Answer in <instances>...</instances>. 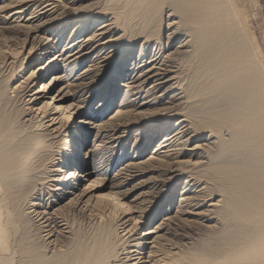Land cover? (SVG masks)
<instances>
[{"label": "rangeland", "instance_id": "374dc122", "mask_svg": "<svg viewBox=\"0 0 264 264\" xmlns=\"http://www.w3.org/2000/svg\"><path fill=\"white\" fill-rule=\"evenodd\" d=\"M11 1L13 0L0 2V100L2 97L4 98H2L1 105L7 113L19 112V125L21 124L20 128L24 129L25 135L38 134L43 131L45 128L38 127L37 123L46 116H49V118L44 120L48 124L47 129L49 128L58 140L66 137L68 132L74 127H76L75 130L81 129L83 136L87 135L88 139H90L84 150L90 145L87 152L98 151L99 158L104 162L105 170L103 172L108 170L107 177L110 179L108 185L110 186L112 182L119 184L116 189L110 190L102 187L106 184V181H99L97 177L93 179L88 177L82 179L76 186L77 189L75 191L72 189L74 186H71V189L68 188V193H62L56 190L58 187L54 186V182H50V190L55 194V197L49 200L50 195L45 200H42V197L41 202L44 201L43 203L50 207L51 203L57 204L61 200V204L56 205L55 210L63 206L72 205L77 208L78 212L83 213L81 209L88 211V208L95 206L96 200L101 195H105L102 201L109 199L112 202L114 211L109 212L108 209L102 211L104 213L101 221L103 227L99 231L102 232L106 229L105 231L108 237L110 236L109 239H111L108 240L105 233L106 241L108 242L106 244L107 242L100 237L99 231V236L96 237L98 242H103L101 244L106 246V248L116 246L117 258H120H112L110 264H154V261L159 258L157 256L159 253L154 256L150 254V251L160 249L162 244L172 249L175 253H181L180 250H182V254L186 256H190L192 252H194V255L197 253L195 257L204 255L205 257L202 256L203 259L211 257V255L213 257L220 249H222V252H218L220 254L223 253V250H226L229 246L228 249L232 248L233 243L240 244L237 242H242L241 239H245L247 234L245 231L247 229L249 231L250 225L248 226L247 222L238 224L236 220L231 219V217L228 218V216V219L225 220L220 217L219 207L223 205L224 194H220L219 190H232V188L237 187L233 193L236 196L237 194H242L241 196H246L245 199L257 195L259 191L264 196V138L257 141L247 137L246 141L248 139L251 141L243 142L241 140L244 139L245 141L246 137L237 136L235 138L238 134L232 133L233 129H231V124L239 111L243 109L247 113L251 111L250 113L252 114L255 108L259 109L258 106H262L258 105V103H261L260 95L258 93L259 97L256 95L257 91L253 92L257 97L251 93L255 88H251V91L248 90L253 96L250 93L248 94V92L245 94V92L241 93L237 92V90L236 93L229 91L231 88L233 90L234 88L236 89L237 80L235 79H240L241 70L244 68L243 71L245 72L248 69L246 67L248 63L246 64L245 62L247 58L245 57V59L243 56L244 51H246L245 47L248 44L254 43L257 45L259 53H261L260 56H262V66H264V0H235L237 10H239H236L239 17L236 21L226 14L227 10L232 9L230 7L227 8L230 5L227 0L222 2L219 0L220 4L217 3L218 0H208L209 2L212 1L211 3L208 2L210 6L214 5L213 1L219 4L218 8H216L217 4L213 6L215 11L219 10L222 5L226 7H222L220 11H217L225 17L219 22L220 28L222 26L221 34L225 30L226 35V32L229 33L232 29L229 36L224 35L225 41L236 42L235 44L232 43V45L239 47L233 46L236 50L238 49V53H242L243 57L241 53L239 55L242 60L245 59L244 61H236L234 65L231 62L233 66H231L229 61L222 64L220 62L221 59L219 60L222 56H219L220 54L217 55L219 52L216 46H206L207 48L201 49L199 45L194 46L191 37H188L189 33L183 32V34L181 33L182 39L173 49L175 51L180 46L181 50V53L175 57L174 62L176 64L174 63L175 67L173 69L175 72L170 74L172 77L176 74L175 79L172 81L174 88L169 89V86L172 85L170 83L154 93V96H160L167 90V94L165 93L166 99L157 104L150 103L122 108L120 105L126 103L128 97L145 100L149 95L147 91L151 90V87L157 82V78L147 80L140 93L137 90H132L133 94H129L128 97L127 91L129 89L119 85V93L113 105L114 113L112 115H109L112 108L106 112L107 100L105 99L107 97L105 96L106 93L108 94L114 88L111 85L114 76V69L112 71L111 65L117 62L115 66L117 68L130 54L131 56L138 54L142 45L145 44L146 50L148 49V56L155 52L158 53L159 49H156L159 45L158 41L167 42L170 33L174 32L177 26L181 27L183 24L180 23L181 17L177 13L178 8L176 7L179 4L178 2L182 0H154V2L152 0L150 1L151 4L149 1H143L144 3L139 1V3L136 0H17L19 2L12 4L10 3ZM225 1L227 2L224 5L223 2ZM5 4L12 5V7L5 9ZM68 6L76 9H68ZM213 7L211 8L213 9ZM175 9L177 12H175ZM224 9L227 10L225 11ZM230 12L228 11V14ZM230 16H234V13L230 14ZM96 17L103 18L101 22L108 20L103 25L113 23L114 26L112 25V27L115 28L116 24L119 26L114 29V33H107L101 36L100 39L103 38V40L95 42L93 49H86V46L82 48V50L84 49L82 53H86L87 50L88 53L92 50L89 57L82 64L78 66L75 63L70 64V62L65 64L61 61L62 57L79 51L76 47L79 46L81 35L85 33L84 37H86L97 29V26L93 24ZM226 17L227 19L230 18L229 22L232 20L235 25L232 22V25L228 22L227 26L225 23ZM222 20L223 22H221ZM114 22L117 23L115 24ZM172 22L174 26L168 28V24ZM221 23L223 24L221 25ZM66 25L67 28L62 31V27H66ZM103 25L99 28L103 27ZM81 27H84V32L71 39L73 32L77 30L78 34ZM227 27H231V29L228 31ZM2 28L7 32L2 31ZM123 34L124 36H122ZM159 35H161V40H159ZM252 36L254 40H252ZM111 37L119 40H116L113 46L106 45ZM120 37L125 38L123 40ZM228 38L234 39L229 40ZM132 41L133 44L131 43ZM71 46L73 47L70 48ZM117 46L121 50H118ZM208 47L209 50H207ZM63 49H65L64 52H62ZM239 49L243 52L239 51ZM62 53H65V55L60 57ZM103 53L105 54L102 57L106 56L107 58L101 60L102 62L99 64L101 70L96 73L94 71L96 67L94 66L95 61ZM57 57L59 58L47 67L49 69L42 70L44 66H47L49 59L53 60ZM240 61L241 63H239ZM224 64L229 68H224ZM228 64L230 65L228 66ZM242 64L246 66H242ZM12 65H14L16 72L18 71L14 80L9 76L12 73ZM62 65L65 66L62 67ZM223 65L224 67H222ZM73 69L76 71L74 74L77 72L79 75L83 74V78L77 81L68 80L66 77ZM246 71H249V69ZM244 72L243 74L246 73ZM249 72H247V76L251 74ZM94 76L99 79L98 83L90 85V87L83 90L79 88L82 84L91 82ZM55 77H59V81L49 84L45 92H39L40 83L38 81L51 82ZM249 77L252 85L249 86L254 87L251 75L248 76V80ZM231 83L232 85H230ZM136 84L142 83L137 81ZM24 87L26 88L24 89ZM250 97L254 101L251 99L252 101L250 102ZM93 98H95L94 101H92ZM244 104L256 105L253 107L254 109L248 106L250 110ZM30 107H32V110L25 113L24 110ZM78 107L83 108L80 109ZM62 110L64 112L72 111V118L66 119L63 117ZM118 111H128L130 119L120 117L116 120L112 118L118 114ZM52 118H55V120L51 121ZM80 118H84L87 122L86 126L84 124L77 126ZM139 120L140 122L136 123ZM183 120L185 122H182ZM179 122L183 123L182 127L185 126L186 129H183V132L171 144V147L163 149L164 151L168 150V154L173 153L172 157L164 158L162 157L164 153L160 157L153 154V146L156 139L151 143L149 149L143 152V149L150 144V140L153 137L156 138L160 129H167ZM176 127L177 125H175ZM196 131L201 133L203 137L194 138ZM67 140L69 139L67 138ZM252 144H256L255 146H259V148ZM58 145L60 144L57 143L52 146V152H54L57 159L52 169H57L62 165L61 167L64 171L70 173L71 167L68 164L63 165L59 160L61 149H64L67 151L66 154H69L70 145ZM196 145H200V148L193 150ZM93 156L91 154L90 162L87 164L89 168H94L95 164L90 165L95 160ZM64 171L63 173L60 172V176L64 175ZM69 173H66L67 176ZM57 175L59 176V174ZM73 177H76V174L72 175L71 179ZM81 183H83V187ZM95 183L96 186L92 187ZM36 188V192L34 191V194H36L30 198L32 201H29L27 205L25 204L27 207L24 206L25 213H31L37 206L33 210L30 207L34 203L40 202L35 200L39 199L40 195L38 191L40 187ZM184 191V197H187V201L182 200ZM210 191L217 193L214 197L215 200L201 201L200 204L196 205V201L199 199L200 202ZM110 194L112 195L111 198L107 196ZM173 194L175 195L172 199L174 200V206L164 214H169L167 218L171 217L170 220H165L166 218L163 214L155 220L153 218L155 212L164 207L170 195ZM189 197L193 199L191 200ZM226 197H230V192L226 194ZM124 199H126V203L122 205ZM54 200L56 201L54 202ZM212 204L220 206L216 207ZM127 205L132 210L125 211ZM86 214L88 215L89 212ZM31 216H34V213H31ZM75 221V227L76 225L77 227L82 225L81 228L85 234V240L87 239L89 242H92L93 239L95 240L97 233L94 234L92 226L86 222L82 223L79 218L75 219ZM159 224H163L162 227L164 229H157ZM170 226L171 228L173 227L172 231L168 230ZM59 227H61L66 236H73L71 235V229L64 223H59ZM235 230L239 232L237 231L236 233ZM149 231L153 232L148 234ZM244 233L245 237L243 236ZM240 236L242 237L239 239ZM105 237L104 239H106ZM109 241L112 242L110 243ZM219 253L216 255H219ZM202 257L198 259L202 261ZM199 260L198 262H200Z\"/></svg>", "mask_w": 264, "mask_h": 264}, {"label": "bare ground", "instance_id": "6f19581e", "mask_svg": "<svg viewBox=\"0 0 264 264\" xmlns=\"http://www.w3.org/2000/svg\"><path fill=\"white\" fill-rule=\"evenodd\" d=\"M2 1L5 2L7 0H2ZM137 1L138 2L139 1H142V2L143 1H149L150 2L152 0H136V2ZM220 1L222 2L223 0H220ZM227 1H228V3H230L229 6L227 5L228 6L227 8L230 7L232 9L231 10L226 9L227 10L226 14L229 15L230 18L235 19V21H236L239 18L237 15V11H239V10H237V5L235 3V0H227ZM227 1L223 2L224 5ZM16 2H19V1L13 0L10 3L12 4V3H16ZM152 2H154V0ZM208 2H209L208 0H182V1L178 2L179 3V4L177 3L178 6L175 4L176 7L178 8L177 9L175 7L178 10V12L176 9H175L176 10L175 12H177L179 14V16L181 17L180 23L181 24L183 23V24L181 25V27L177 26V24H176V26H177L175 28L176 30L174 32L170 33L167 42H163V41L159 42L158 41L159 45L156 48V49H159V51L157 50L158 53H156V52L153 54L150 53L151 55L148 56L147 55L148 49L146 50V44H145V45H142V48L139 50L138 54H136L134 56H131V54H130L127 58H125V60L120 64V66L117 67L118 70H117V68H115L117 62H115L111 65L110 68L112 69V71L114 69V72H113L114 76L112 78V84L111 85L114 88L111 89V91H109V93L108 94L106 93V95H105V96H107V97H105V99L107 100L106 112L112 108V111L110 112L109 115H112L114 113L113 105L115 104L116 96L119 93V85L129 89L127 91L128 92L127 97H128L129 94H131V93L133 94L132 90H137L138 93H140V91L143 89V85L145 84V82L147 80L157 78V80H156L157 82L154 84V86L153 87L150 86L151 90L147 91L149 95L145 98V100H142V98L132 99V97H130V98L128 97L126 103H122L120 105L122 108L123 107H131V106H135V105L139 106V105L150 104V103L157 104V103L163 102L166 99L167 90L165 92L166 94L163 93L160 96H157V95L154 96V93L156 92V90L160 89L161 87H165L168 84L172 83V81L175 79L176 74L174 77L170 76V74L175 72V70H173L175 67L174 66L175 57L177 54L181 53V50L179 48L180 46L175 51H173V49L175 48V45L182 39L181 33L183 34V32H184V33H189L188 37H191V41H193L194 46L199 45L201 49H204V47H206V46H216V49L219 52V53H217V55L220 54L219 56L223 57V58L222 57L219 58V60L221 59L220 62H222V64H223V62L226 63L229 61L230 64L232 62L234 65V63H236V61H239V60L244 61L247 58V60L245 62H246V64L248 63V65L246 66V65L242 64V66L248 67L250 72L246 71L248 69H246V67H245V69H246L245 70L246 73H245L243 71L244 68L242 67L243 68V69L241 68L242 74H240L241 76L239 75L240 79L239 80L235 79V80H237L236 81L237 86H235L236 89L234 88L235 91L231 87H229V88H231V90L229 89V91H231V92L233 91V93L234 92L236 93V90H237V92H241V93L245 92V94H246V92H248V94H249L251 91V88L252 89L255 88L256 90L254 89L255 91L253 90L251 93L257 91L256 95H257V93H258V95H260V102L261 103H258V102H255V103H258V105L260 104L262 106H260V107L258 106L259 109L255 108V110L252 114L250 113L251 111L249 112L250 113L249 114L246 111H244L243 109H242V111H239L240 113L238 112V115L236 116L235 120H233L234 122L231 124L232 125L231 129H233L232 133L238 134V135H236L235 138H237V136L244 137V138L246 137L245 141L243 138H242L243 140H241L239 138L243 142L251 141L249 139H248V141H246L247 137L250 139L257 140V141H259V139L262 140V138H264V70H263L264 66H262L263 61L261 59L262 56H260L261 53H259V48L254 43L253 44L250 43V45L248 44V46L245 47L246 51H244V48H243V51H244L243 56H244V58L245 57L246 58L242 60L241 59L243 57L242 53L239 52V53H241V56H242L241 57L237 51L238 49L237 50L235 49L236 45H232V43H234V42L231 43V41H228V42L225 41V39H226L225 36L226 35L229 36L230 32L232 31L231 27L230 28L227 27L228 31L231 29V31H229V33L226 32V35H225V30L223 29L224 33L222 32L223 34H221L222 26L220 28L219 22L221 19H223L225 17H223L224 15L220 14V12L218 13L217 11H220L222 7H224V8H226V7L222 5V6H220L221 8L219 10L217 9V11H215L213 6H215L217 3H219V0L217 1V3H214V1H213V4H214V5L212 4L213 6L209 5V3H211L212 1H210L209 3ZM146 3L148 4V2H146ZM146 3H145V5H146ZM150 4H151V2H150ZM219 4L216 5L217 6L216 8H218ZM211 7H213V9ZM67 8L71 9V10L76 9V8L70 7V6H68ZM224 10H223V12L226 11V10L225 11ZM228 11H231L232 13H234V16L231 17L230 14L232 15V13L230 12L228 14ZM218 14H219V16H218ZM239 16H241V15L239 14ZM219 17H220V19H219ZM227 17H226V22H225L226 24L229 22V19H230V18L227 19ZM102 19L103 18H101V17L100 18L96 17L94 19V23L93 22L92 23L95 24L94 26H97V29L93 30V32L91 34H88L86 37H84L85 33L83 35H81L80 41H79L80 42L79 46L76 47V49H79V51L78 52L76 51V53L70 54L69 56H64L65 53H62L60 55V57L61 56H64V57H62L61 61H63L65 64H67V62H70V64L75 63L76 66H78L79 64H82L83 61L89 57V54H91V51H92L91 50L87 53V51H88L87 50L86 53H82V51L84 50V49L82 50V48L84 46H86V49H93L95 42L97 43V42L103 40V38L100 39L101 36H103L104 34H107V33H114V31H115L114 29L119 26L118 24H116L117 22L116 23L114 22L117 25L115 28L112 27V25L114 26L113 23L103 25L104 23H107L108 20L107 21L104 20L103 22H101ZM221 22H223V20ZM231 22H232V20H231ZM231 22H229V24H231ZM232 23L235 25L234 22H232ZM222 24L223 23H221V25ZM101 25H103V27L99 28ZM171 26H174L173 22L169 23L167 27L171 28ZM227 26H228V24H227ZM120 27H119V29H120ZM66 28H67V25H66V27H62V31H64ZM83 30H84V27H81L80 32H78V34H77V30L74 31L72 36H71V39L73 37L76 38L77 36H79L81 33L84 32ZM169 30H171V29H169ZM2 31L7 32L6 30H3V28H2ZM122 36H124V34ZM138 37H139V35H138ZM120 38H122V37H120ZM123 38H125V37H123ZM252 38H253V36H252ZM130 39H131V36H130ZM233 39H231V40H233ZM116 40H119V39H113L111 37V39L108 40L106 45L113 46V44H114V42H116ZM159 40H161V35H159ZM252 40H254V38ZM71 42H73V41H71ZM252 42H254V41H252ZM131 43L133 44V41ZM227 43H228V45H227ZM104 46H105V44H104ZM233 46H235V47H233ZM72 47L73 46H71L70 48H72ZM236 48H239V47H236ZM117 49H118V46H117ZM214 49H215V47H214ZM100 50H102V49H100ZM207 50H209V47ZM64 51H65V49L62 50V52H64ZM239 51H242V50L239 49ZM80 53H82V54L79 56ZM104 54L105 53L99 55L95 61L94 66H96V67H95L94 71L96 73L101 70L100 66H99V64L102 62L101 60L104 58H107L106 56L104 58L102 57ZM58 58L59 57H57L53 60L49 59L47 66H44L42 68V70L49 69L47 67L49 65H51V63L55 62L54 60H57ZM213 60H214V58H213ZM241 61L239 63H241ZM59 63H60V61H59ZM242 63H244V62H242ZM230 64H228V66ZM216 65H217V63H216ZM224 65H225V67H224ZM224 65L222 67L229 68V67H227L226 64H224ZM233 65L231 64V66H233ZM63 66H65V65H62V67ZM75 69H76V67H75ZM261 70L263 71V73ZM17 72H16V69L14 68V65H12V73H11V75H9L11 77V79L14 80L16 78ZM74 72H76V71H74V69L71 70V72L68 73V77H66V78L68 80H74V81H77V80H80L83 78V74L79 75L78 72L74 74ZM243 72L245 74H243ZM247 72L251 73L250 74L252 77L251 80H253V86L254 87H251L252 85H251L250 77L248 80V76H250V75L248 74V76H247ZM99 74H101V73H99ZM40 76H41V74H40ZM38 79L40 80V78H38ZM57 81H59V77L53 78V80H51V82L38 81V83H40L39 84V86H40L39 92H45L47 90V87L49 86V84H51L52 82L56 83ZM98 81H99V79H97L94 76V78L92 77L91 82H89L87 84L84 83L81 86H79V88H81L83 90L85 88L90 87V85H94V84L98 83ZM137 81H141L142 84H139V85L136 84L135 85V83ZM249 81H250V83H249ZM123 82H126V83H123ZM233 83H235V81ZM230 85H232V83ZM235 85H236V83H235ZM249 85H251V86H249ZM77 87H78V85H77ZM25 88L26 87H24V89ZM170 88H174L173 83H172V85L169 86V89ZM108 90H110V89H108ZM248 90H250V91H248ZM217 92H218V90H217ZM224 93H227V92H224ZM219 94H221V93H219ZM222 95H224V94H222ZM0 97H1V95H0ZM2 98L0 100V264H110L111 263L110 260L112 258L118 257V253L116 251L117 250L116 246L114 245V247L112 246V248H110V247L106 248V246L101 244L103 242H98V239H97V237L99 236V232L101 231L100 228L103 227L101 221H102L104 213L102 211H104V210L106 211L107 209L109 212L114 211V208L112 206V202H110L109 199L102 201V199L104 198L103 196H105V195H101L100 198H98L96 200L95 206L88 208V211L81 209V211H83V213L78 212L77 208L75 206H72V205H67L65 207L63 206V207L55 210L54 209L55 206L61 204V200H59L57 204L51 203L50 207H47L43 203L44 201L41 202L42 197H43L42 200H45V198L49 195L50 196H49L48 200L50 198L55 197V194H53L50 190V184H49L50 182L55 183L54 186L58 187L56 189L57 191H60L62 193L63 192L68 193L69 192L68 188L71 189V186H74V187H72V189H74V191H75V189H77L76 186L82 181V179H86L88 177L90 179H93L94 177H97L99 181L100 180L102 182L106 181V184L104 186H102L103 188L106 187V189H110V190L116 189L119 186L118 183L114 184L112 182L110 186L108 185V183L110 182V179L107 177L108 170L103 172L105 170L104 162H102V160L99 158V152L98 151H91V152L88 151L87 152V149L90 147V145H88L84 150V147L86 146L87 143H89L90 139H88L87 135L83 136L84 134H82L83 131H81V129L75 130L76 127L72 128L71 131L68 132L66 137L59 139V140L56 139V137L54 136V133H52L49 130V128L47 129L48 124L44 121L45 118H49V116L44 117L39 123H37L38 127L45 128L44 130L39 128L40 130H43V131H41L43 133L40 132L38 134L37 133L35 134V133L30 132L32 134L25 135L24 129L20 128L21 124L19 125V115H20L19 112L7 113L5 111V109L3 108V106L1 105ZM245 98H246V96H245ZM94 99L95 98H93L92 101H94ZM249 99H250L249 100L250 102L252 100L254 101V99H252V97H250ZM258 100H259V98H258ZM123 101H124V99H123ZM227 105H228V103H227ZM255 105L256 104H254V106L253 105L250 106V105L244 104V106H247V109H250L251 107H252V109H254L253 107H255ZM248 106H250V108ZM56 108H58V107H56ZM78 108H80V107H78ZM81 108H83V107H81ZM31 110H32V107L25 109L24 112L26 113L27 111H31ZM239 110H241V109L239 108ZM62 114H63V117H65L66 119H71L73 112L72 111L64 112V110H62ZM129 116H130V114L128 113V111H118V114L112 118H114L116 120H117V118H120V117H122V118L124 117L125 119H130ZM140 119H142V118H140ZM53 120H55V118L51 119V121H53ZM184 120L182 122L187 121V120H185V121ZM78 122L79 123L77 124V126H79L81 124L85 125L87 123L84 120V118H80L78 120ZM139 122H140V120L137 121L136 123H139ZM180 122L175 123L172 127H169L167 129H165V128L160 129L159 132L157 133L156 138L153 137L150 140V144H148L143 149L144 150L143 152H146L149 149V146L151 145V143H153V141H155V139H156V142L153 146V154H156L158 157H160L164 153V156H162V157H164V158L165 157H172L174 155L173 153L168 154L169 153L168 150L164 151L163 149L171 147V144L175 140H177V138H179L180 134L183 132V129L185 128V126L182 127L183 123H180ZM131 123H132V121H131ZM175 125H177L176 128H175ZM33 128H34V125H33ZM192 133H194V132H192ZM81 135H82V137L80 138ZM218 135H220V134H218ZM195 137L201 138V137H203V135H201V133L196 131V135H194V138ZM67 138L69 140H67ZM240 140H239V142H240ZM57 143L60 144L58 146H63V145H68V144L70 145L69 154L67 153L68 155L66 154L67 151H65L64 149H61L60 154L58 153L60 163H62L63 165L68 164L71 167L70 173L65 172L64 169L61 167L62 165H60V167H58L57 169H52L53 166H55V163H54L55 160H57L55 158L54 152H52V146L54 144H57ZM184 144H185V142H184ZM185 145H187V143ZM241 145L245 146L244 144H241ZM252 145L255 146L256 144L255 145L252 144ZM255 147L259 148V146H255ZM60 148H62V147H60ZM199 148H200V145H196V147L193 148V150H198ZM64 154H66V155H64ZM91 154H93L94 155L93 157H95V160L92 159L93 161H92V163H90V165L95 164L94 168L93 167L89 168L87 166V164L90 162ZM222 154H224V153H222ZM63 171H64V175L60 176V172L63 173ZM53 173H56V174H53ZM66 173H69L68 176ZM57 174H59V176ZM75 174H76V177H73V179H71L72 175H75ZM38 186L40 187L38 189V191L40 192V195L38 194L39 199H35V200L40 201V202H37V203L33 202L34 204L30 208L33 210V208H35V206H37V207L31 212V213H34V216H31V213H25L26 210L24 211V209H25V207H27V206H25V204L27 205V203L29 201H32V200H30V198L36 194V193L34 194V191H35V189H37L36 187H38ZM68 186H70V187H68ZM81 186L83 187V183H81ZM94 186H96V183L92 185V187H94ZM236 188L237 187L232 188V190H226V189L219 190L220 194H224L223 200H222L223 205L222 206L217 205V204H214V205L212 204V205L216 206V207L220 206L219 211L221 213H219V214L223 220L231 217V219L236 220L238 222V224H242L243 222L244 223L247 222L248 226L250 225L249 231H247L248 229L246 230L247 232L244 230L245 233H247V234L245 237V233H244L243 236L245 237V239L244 238L241 239L243 243L241 241L237 242V243H240L238 245L233 243V245L235 244L234 247H233V245H232V248H230V249H228L230 246L228 248L226 247L228 250L227 249L223 250L224 252L221 254L218 251L222 252L221 251L222 249L219 248L220 250H218L216 253V254L219 253V255L215 254L213 257L210 254L211 257L209 256V257L203 259V257H205V256L200 255V257L203 256L202 261H200L198 259V258H200V257H197L198 255L195 257V255L197 253L194 255V252H192L190 254V256H186L184 254L186 256L185 257L182 254L183 253L182 250H180L181 253H175L172 251V249L166 247L165 245L163 246V244H162L160 249L150 251V254H152L154 256H156V254L159 253V255H157V256H159V258L154 261L155 262L154 264H264V196H262L261 192L259 191V192H257V195H255L251 198H248V196H247L248 199H245L246 196L243 197V196H241L242 194L241 195L237 194V196H236L235 193H233L234 189H236ZM183 190H185V189H183ZM228 192H230V197H226V194H228ZM215 194H217V193H215V191H210V193L208 195L204 196V198H202V200H200V202L198 199V201H196V205L200 204L201 201L202 202H206V200L214 201L215 200V198H214ZM182 195H183L182 200L187 201V197L186 198L184 197L185 191L183 192ZM107 196H109V198H111L112 195L110 194ZM174 196H175L174 194L170 195L167 204L155 212V214L153 215V218L155 220L162 214L166 218L165 220H168V221L170 220L171 217L167 218V216L169 214H167V215H164V214L166 212H168L169 210H171L172 207L174 206V200H172ZM189 198H188V200H189ZM35 200H33V201H35ZM195 200H197V199H195ZM55 201L56 200H54V202ZM220 201H218V203H220ZM125 203H126V199H124L122 201V205H125ZM127 210H132V208L129 207V205H127L125 211H127ZM87 212H89L88 215L86 214ZM110 215H111V213H110ZM227 216H228V218H227ZM77 218H79V220L82 221V223L83 222L88 223L90 226L93 227L94 232H95V233L94 232L93 233L94 234L97 233L95 235V237L96 236L97 237L96 238L94 237L95 240L93 239L94 242L92 240L93 243L87 241V239L85 240V238H84L85 234L81 228L82 225H80L79 227H77V225H76V227H75V224H76L75 219H77ZM59 223H62V224L64 223V225H67L68 228L71 229V235H73V236L72 237L66 236V234L63 233V230L61 229V227H59ZM164 224H166V223H164ZM162 226H163V224H161V225L159 224L157 229H160V230L164 229ZM32 228H34V229L32 230ZM172 228L170 226V229L168 228V230L172 231L171 230ZM105 230L106 229H104V231L100 232V237L102 238V240H105V242H107L106 241L107 238H108V240H110L111 238L109 239L110 236L108 237V234L106 233ZM173 230H175V229H173ZM237 231H236V233H237ZM152 232L153 231H149L148 234H150ZM68 233H70V232H68ZM105 233L107 235V238L105 237ZM176 234H178V233H176ZM240 234H241V232H240ZM104 237L106 239H104ZM241 237L242 236H240L239 239ZM96 239H97V241H96ZM99 240L101 241V239H99ZM232 241H234V240H232ZM105 242H104V244H105ZM106 244H108V242ZM112 244H114V243H112ZM53 248H55V249L52 251ZM192 251H193V249H192ZM113 252H115V253L113 254ZM119 258H117V259H119ZM196 258L200 262H198V260ZM113 260L117 261L116 259H113Z\"/></svg>", "mask_w": 264, "mask_h": 264}, {"label": "snow or ice", "instance_id": "6c2138e0", "mask_svg": "<svg viewBox=\"0 0 264 264\" xmlns=\"http://www.w3.org/2000/svg\"><path fill=\"white\" fill-rule=\"evenodd\" d=\"M0 2H2V0H0ZM4 7H5V8H8V7H12V5H7V4H5Z\"/></svg>", "mask_w": 264, "mask_h": 264}]
</instances>
